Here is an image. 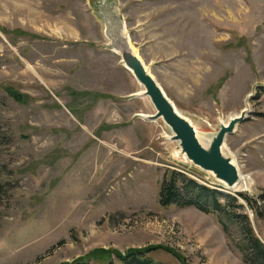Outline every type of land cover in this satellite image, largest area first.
Returning <instances> with one entry per match:
<instances>
[{
  "label": "rangeland",
  "instance_id": "obj_1",
  "mask_svg": "<svg viewBox=\"0 0 264 264\" xmlns=\"http://www.w3.org/2000/svg\"><path fill=\"white\" fill-rule=\"evenodd\" d=\"M104 14L204 137L250 107L225 141L250 191L224 187L162 120L138 116L156 110ZM173 171L228 211L162 206ZM245 217L264 244V0H0V264H120L131 250L247 264Z\"/></svg>",
  "mask_w": 264,
  "mask_h": 264
},
{
  "label": "water",
  "instance_id": "obj_2",
  "mask_svg": "<svg viewBox=\"0 0 264 264\" xmlns=\"http://www.w3.org/2000/svg\"><path fill=\"white\" fill-rule=\"evenodd\" d=\"M107 25V36L111 47L117 51L124 65L132 71L136 80L144 88L143 97L149 98L156 113L145 118L151 121L162 120L171 132V139L178 143L181 154L195 167L208 172L227 189L234 188L240 182V172L233 162L234 158L225 151V141L228 135L234 134L239 124L245 122L252 110L249 106L238 116L231 118L227 125L221 123L220 130L212 137H203L201 142L196 128L188 118L178 112L174 103L168 98L163 88L145 63L134 51L129 38L118 24L115 15L104 14ZM139 96V95H138ZM253 95H249L252 98Z\"/></svg>",
  "mask_w": 264,
  "mask_h": 264
},
{
  "label": "trees",
  "instance_id": "obj_3",
  "mask_svg": "<svg viewBox=\"0 0 264 264\" xmlns=\"http://www.w3.org/2000/svg\"><path fill=\"white\" fill-rule=\"evenodd\" d=\"M220 197L221 194L217 190L203 186L184 174L174 171L170 174L169 179L164 181L160 191L162 206L195 207L206 214L226 212L225 209L227 208L221 204ZM224 198L230 200L229 197ZM248 201L250 200L248 199ZM229 214L232 219H239L240 217L231 212ZM244 219L247 221L243 229L244 240L240 246L244 254V262L247 264H264V244L254 235L248 218L245 217ZM147 254L149 253L143 250H131L125 255H119L118 258L120 264H157L148 258ZM107 264L114 263L110 261Z\"/></svg>",
  "mask_w": 264,
  "mask_h": 264
},
{
  "label": "bare ground",
  "instance_id": "obj_4",
  "mask_svg": "<svg viewBox=\"0 0 264 264\" xmlns=\"http://www.w3.org/2000/svg\"><path fill=\"white\" fill-rule=\"evenodd\" d=\"M114 52L116 53V54H119L117 51H115L114 50ZM125 66V65H124ZM126 67V66H125ZM146 68H147V66H146ZM126 69H128L127 67H126ZM148 69V68H147ZM129 70V69H128ZM131 73H132V71L131 70H129ZM132 75H133V73H132ZM134 76V75H133ZM134 78H135V76H134ZM136 79V78H135ZM139 83V82H138ZM140 84V83H139ZM140 86H141V84H140ZM142 87V86H141ZM143 88V87H142ZM143 94H144V88H143V91L141 92V93H139V94H137V96L139 95V96H143ZM175 105V104H174ZM176 107V106H175ZM177 109V108H176ZM178 110V109H177ZM179 112V111H178ZM180 113V112H179ZM181 114V113H180ZM239 114H234V115H232V116H230L229 117V119L227 120V121H223L222 122V124H224V125H227L228 123H229V121L231 120V118H233V117H235V116H238ZM139 117H141V118H147V117H149L150 115H145V114H141V115H138ZM184 116V115H183ZM196 128V127H195ZM196 132H197V134H198V137H199V139H200V141L202 142L203 141V137L199 134V131H198V129L196 128ZM233 162L237 165V163H236V160L234 159L233 160ZM237 167H238V169H239V172H240V182L234 187V188H232V189H229V190H231V191H236V190H243V191H250L251 189H252V186H253V181L250 179V178H248V177H245L243 174H242V172H241V169H240V167L237 165Z\"/></svg>",
  "mask_w": 264,
  "mask_h": 264
}]
</instances>
